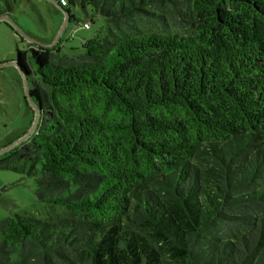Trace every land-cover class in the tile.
Listing matches in <instances>:
<instances>
[{
	"label": "trees",
	"instance_id": "16d2710c",
	"mask_svg": "<svg viewBox=\"0 0 264 264\" xmlns=\"http://www.w3.org/2000/svg\"><path fill=\"white\" fill-rule=\"evenodd\" d=\"M64 1L104 30L16 50L39 119L0 170L66 216L1 220L0 264H264V0Z\"/></svg>",
	"mask_w": 264,
	"mask_h": 264
},
{
	"label": "rangeland",
	"instance_id": "374dc122",
	"mask_svg": "<svg viewBox=\"0 0 264 264\" xmlns=\"http://www.w3.org/2000/svg\"><path fill=\"white\" fill-rule=\"evenodd\" d=\"M59 1H11L12 10L5 16L8 21L0 22V152L27 133L33 123L34 113L27 100V93L33 88L31 77L24 84L18 70L12 64L5 65L15 61L16 50H27L32 44L50 50L57 48L60 57L71 58L83 53L81 46L84 41L104 30L100 18L84 19L80 8L68 4L60 7ZM64 11H69L73 19L69 17L70 22L62 28ZM87 13L90 15L89 8ZM85 23L89 24V28L83 27ZM129 23L138 33L160 34L164 30L170 34L177 31L170 22L162 27L133 18ZM30 65L33 67L31 60ZM35 189L33 178L0 170V221L14 216L56 221L66 216L60 206L39 203Z\"/></svg>",
	"mask_w": 264,
	"mask_h": 264
},
{
	"label": "water",
	"instance_id": "95a60500",
	"mask_svg": "<svg viewBox=\"0 0 264 264\" xmlns=\"http://www.w3.org/2000/svg\"><path fill=\"white\" fill-rule=\"evenodd\" d=\"M1 21H8V18L3 16L0 18V22ZM69 21V14L64 11V24L62 26V28L65 27V25L67 24V22ZM15 29V32L19 35V36H22L21 32L13 27ZM45 47V46H44ZM50 47V46H48ZM13 65L19 72V74L21 75L22 79H23V82L24 84H26V80H27V77L21 72L19 66L17 65V63L15 61H13L12 63H9V64H5V65ZM2 65L0 64V67ZM27 100H28V103L30 104L32 110H33V113H34V116H33V123H32V126L31 128L29 129V131L24 135L22 136L21 138H19L18 140H16L15 142H13L12 144H10L9 146H7L6 148H4L1 152H0V155L2 153H5L7 151H9L10 149L14 148L15 146H17L18 144H20L21 142H24L26 141L33 133L34 129L36 128L37 126V123H38V119H39V108H38V105H35V103L32 101L29 93H27Z\"/></svg>",
	"mask_w": 264,
	"mask_h": 264
},
{
	"label": "built area",
	"instance_id": "2783aa9c",
	"mask_svg": "<svg viewBox=\"0 0 264 264\" xmlns=\"http://www.w3.org/2000/svg\"><path fill=\"white\" fill-rule=\"evenodd\" d=\"M59 6H60V7H65V6H66V2H65L64 0H60V1H59ZM83 27H84V28H89V24H88V23H85V24L83 25Z\"/></svg>",
	"mask_w": 264,
	"mask_h": 264
}]
</instances>
